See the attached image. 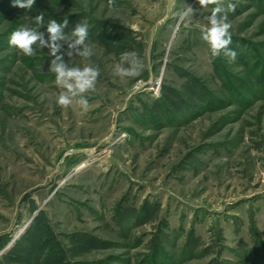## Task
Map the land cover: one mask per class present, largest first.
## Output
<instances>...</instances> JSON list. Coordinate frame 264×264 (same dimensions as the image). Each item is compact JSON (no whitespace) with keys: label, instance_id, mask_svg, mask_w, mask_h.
I'll list each match as a JSON object with an SVG mask.
<instances>
[{"label":"rangeland","instance_id":"obj_1","mask_svg":"<svg viewBox=\"0 0 264 264\" xmlns=\"http://www.w3.org/2000/svg\"><path fill=\"white\" fill-rule=\"evenodd\" d=\"M39 13L89 26L90 56L55 41L99 72L68 105L48 33L9 44ZM0 264H264V0H0Z\"/></svg>","mask_w":264,"mask_h":264},{"label":"clouds","instance_id":"obj_2","mask_svg":"<svg viewBox=\"0 0 264 264\" xmlns=\"http://www.w3.org/2000/svg\"><path fill=\"white\" fill-rule=\"evenodd\" d=\"M201 3V0H199ZM15 5L25 9H31L34 0H13ZM230 8L235 9V5H230ZM194 9L187 7L181 10L178 15L181 19H192ZM222 9L218 6L207 16L208 24L201 32V38L209 45L212 55L218 56L223 51L225 54L235 57L236 53L228 45L232 42L231 33L229 31L230 24L227 22V16L221 17L218 15ZM36 21V27L21 26L14 30L9 37V44L15 46L21 50L25 55L31 56L34 52L33 45L38 42V45L42 48L46 41L44 39L45 32L48 33L47 47L50 49V56H55V59L51 61L50 71L56 74L57 83L60 84L64 91H61L58 97V103L61 105H68L72 103V98L76 97L79 93H83L86 90L94 86V82L99 72L97 68L91 65L84 68L71 67L66 68L64 62L61 59V55H57L60 45L55 41L63 39L66 41H72V38L76 39L69 44V49L76 48L77 45H82V48L76 49L77 54L81 56H90L91 49L86 45V40L89 34V26L86 23H77L70 33H66L65 29L68 25L67 18L62 22H57L55 19H49L47 24H44V13H39L34 17ZM69 56H72V52L69 51ZM123 61H127L130 64L129 68L119 67L117 69L119 74H132L139 70L141 67L139 60L135 57V54L124 53L121 57ZM72 82H69V81ZM79 103L82 106H87V100L81 96Z\"/></svg>","mask_w":264,"mask_h":264},{"label":"built area","instance_id":"obj_3","mask_svg":"<svg viewBox=\"0 0 264 264\" xmlns=\"http://www.w3.org/2000/svg\"><path fill=\"white\" fill-rule=\"evenodd\" d=\"M159 87V86H158Z\"/></svg>","mask_w":264,"mask_h":264}]
</instances>
